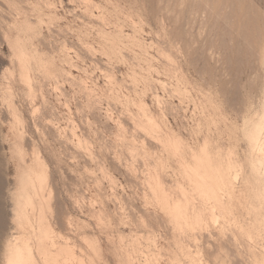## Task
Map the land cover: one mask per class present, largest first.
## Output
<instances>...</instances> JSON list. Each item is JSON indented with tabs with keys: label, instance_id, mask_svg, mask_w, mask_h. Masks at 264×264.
<instances>
[{
	"label": "rangeland",
	"instance_id": "1",
	"mask_svg": "<svg viewBox=\"0 0 264 264\" xmlns=\"http://www.w3.org/2000/svg\"><path fill=\"white\" fill-rule=\"evenodd\" d=\"M261 106L264 0H0V264H264Z\"/></svg>",
	"mask_w": 264,
	"mask_h": 264
},
{
	"label": "clouds",
	"instance_id": "2",
	"mask_svg": "<svg viewBox=\"0 0 264 264\" xmlns=\"http://www.w3.org/2000/svg\"><path fill=\"white\" fill-rule=\"evenodd\" d=\"M239 132L246 148L248 166L264 181V106L242 116Z\"/></svg>",
	"mask_w": 264,
	"mask_h": 264
},
{
	"label": "bare ground",
	"instance_id": "3",
	"mask_svg": "<svg viewBox=\"0 0 264 264\" xmlns=\"http://www.w3.org/2000/svg\"><path fill=\"white\" fill-rule=\"evenodd\" d=\"M28 80H29V79H28ZM214 168H215V167H214ZM217 173H218V171H217ZM34 174H36V173H34ZM0 177H1V176H0ZM236 177H237V176H236ZM218 178H219V180L222 182V183H221V186H226V182H224V179H225L224 176H222L220 173H218ZM234 178H235V177H234ZM0 184H1V180H0ZM1 185H2V184H1ZM221 186H220V187H221ZM28 190H29V189H28ZM28 192H29V191H28ZM30 201H31V200H30ZM32 204H33V203H32ZM32 204H30V202L28 203L29 206H31ZM31 208H32V207H31ZM29 209H30V208H29ZM29 209H28V210H29ZM33 209L37 210L36 208H34V206H33ZM18 210H19V209H18ZM21 210H22V209H21ZM24 210H25V208H24ZM32 211H33V210H32ZM25 212H26V210H25ZM30 212H31V211H30ZM18 213H19V212H18ZM26 213H27V212H26ZM33 213L35 214V211L32 212V214H33ZM19 214H21V215L24 216V214H22V212L19 213ZM30 214H31V213H30ZM17 215H18V214H17ZM19 216H20V215H19ZM23 216H22V217H23ZM29 216H30V215H29ZM31 216H32V215H31ZM27 217H28V216H27ZM19 218H20V217H19ZM23 218H24V217H23ZM215 218H216V217H215ZM217 218H218V217H217ZM21 219H22V218H21ZM25 219H26V218H25ZM183 219H184V218H183ZM17 220H18V218H17ZM26 220H27V219H26ZM184 220H185V219H184ZM20 221H21V220H20ZM29 221H30V219H29ZM29 221H28V222H29ZM187 221H188V220H187ZM25 222H26V221H25ZM17 223H19V221H18ZM29 223H33V222L31 221V222H29ZM29 223H28V224H29ZM38 223H39V221H38ZM21 224L24 225L23 222H22ZM21 224L19 223V226H20ZM26 224H27V223H26ZM40 224H41V223H40ZM1 225H2V223H1ZM24 226H25V225H24ZM24 226H23V227H24ZM40 226L42 227V229L45 228V227L42 226V225H40ZM20 227H21V226H20ZM32 227H33V226H32ZM32 227H31V228H32ZM43 227H44V228H43ZM37 228H38V230L40 229V228H39V225H38ZM22 229H23V228H22ZM32 229H33V228H32ZM45 229H46V228H45ZM40 230H41V229H40ZM46 230H47V229H46ZM46 230H45V233H44V232L41 233V234L39 233V234H38L39 237H40V235H43V234H44V237H43V238H45V239H46V238H49L48 236H50L52 233L50 232L51 234L49 235V232L46 231ZM49 230H50V229H49ZM41 231H42V230H41ZM41 231H40V232H41ZM37 233H38V231H37ZM35 237H36V236H35ZM15 238H16V237H15ZM25 238H26V237H24V239H25ZM36 238H37V237H36ZM21 239H22V238H21ZM27 239H28V238H27ZM41 239H42V237H41ZM18 240H20V238H19ZM25 240H26V239H25ZM25 240H24V241H25ZM48 240H49V239H48ZM35 241H36V240H35ZM37 241H38V240H37ZM17 242H19V241H17ZM29 242H30V241H29ZM12 243H13V242H12ZM20 243H21V242H20ZM30 243H31V242H30ZM38 243H40V242L38 241ZM38 243H37V244H38ZM21 244H22V243H21ZM23 244L25 245V242H24ZM23 244H22V245H23ZM31 244H32V243H31ZM37 244H36V247H37V246L39 247V245H37ZM14 245H15V244H14ZM26 245H27V250H28V257H26L27 255L25 254L24 250H18L17 253H16V258L14 257L15 261H14V262H10V264H37V263H35V261H34V256H33V253H34V252H32V249H31L32 246H31V248L29 247L30 245L28 244V240H27ZM26 245H25V246H26ZM15 246H16V245H15ZM12 248H13V247H12ZM22 248H23V247H22ZM18 249H19V248H18ZM24 249H25V248H24ZM37 249H38V248H37ZM41 249H42V247H41ZM25 250H26V249H25ZM35 251H36V250H35ZM38 253L41 254V252H38ZM219 253H220V252H219ZM12 254H14V253H12ZM12 256H14V255H11V257H12ZM9 257H10V256H9ZM46 258H47V257H46ZM6 259L8 260V258H6ZM44 259H45V258H44ZM47 260H48V259H47ZM8 262H9V260H8Z\"/></svg>",
	"mask_w": 264,
	"mask_h": 264
}]
</instances>
